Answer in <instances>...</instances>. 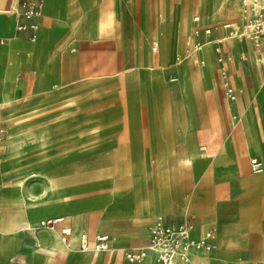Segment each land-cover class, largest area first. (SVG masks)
<instances>
[{
    "label": "crops",
    "instance_id": "crops-1",
    "mask_svg": "<svg viewBox=\"0 0 264 264\" xmlns=\"http://www.w3.org/2000/svg\"><path fill=\"white\" fill-rule=\"evenodd\" d=\"M158 1L46 0L36 41L30 39V31H16L20 0H9L8 8L0 9V86L12 84L20 91L12 105L2 103L0 97V122L12 133L19 132L46 122L56 110L55 115L64 114L76 104L91 107L114 100V109L87 114L86 118L98 122L88 120L86 133L102 137L99 147L104 155L93 165H100L102 172L105 165L120 167L117 174L124 177L132 197L131 227L120 229H97L92 224L93 231L81 229L88 224L84 217L72 212L69 219L59 203L44 208L29 201L25 209L13 210L6 200L17 195L16 180L5 186L3 179L15 169L9 159H0V264L96 263L94 255L77 247L78 241L68 254L54 249V232L41 233L37 228L45 212L53 214L45 218L64 216V223L77 236L81 232L115 235V247L99 264H160L153 252L141 262H130L125 256L126 248L148 242L149 222L157 215L166 221L193 223L195 237L215 228L217 247L193 252L207 256L202 264H264V170L255 173L250 168L251 157L264 161V156L251 148V130L243 121L258 116L264 127V48L228 37L219 61L212 40L227 34L221 28L210 37L202 35L210 40L202 50L177 61L176 51L185 48L177 44L187 36L194 38L196 22L187 23L183 10L175 17L173 9L168 55L154 62L151 55L156 58L161 50L160 41L159 52L152 49L155 36L150 42ZM214 18L241 27L237 22L242 18L214 16L206 23ZM96 23L104 26L101 34L94 33ZM141 37L151 49L139 46ZM223 69L238 92L236 99L226 94ZM44 86L50 91H44ZM12 117L14 125H10ZM170 165L172 170L165 168ZM36 187L35 182L29 191ZM139 194H145L146 207L136 205L142 198ZM23 213L35 227H10L11 214Z\"/></svg>",
    "mask_w": 264,
    "mask_h": 264
},
{
    "label": "rangeland",
    "instance_id": "rangeland-1",
    "mask_svg": "<svg viewBox=\"0 0 264 264\" xmlns=\"http://www.w3.org/2000/svg\"><path fill=\"white\" fill-rule=\"evenodd\" d=\"M245 8L248 10L245 11ZM173 9L175 17H177L178 13L183 10L187 17L184 18V20L187 21V23L189 21L193 23V16L195 14H201L203 23L210 21V19L214 16L236 21L239 19L241 20L242 18V22L244 23L245 14L250 11V4H245V0L158 1L155 10V32L150 38V42L154 36L163 44L165 41L167 44V51L164 52V49L161 47V50L156 58L152 57L151 52L150 55L151 58L154 59V62L161 61L168 55L170 49V31L168 27L171 22ZM242 22L237 23L242 27ZM194 25L196 24L194 23ZM191 37L192 36H187L182 42L177 44L179 47L182 45L185 47L184 51L186 53L184 57H188L189 52L186 51V40L192 39ZM139 46L143 47L144 49L149 46L151 49L150 43L148 44L144 37L139 39ZM182 60L183 59L180 61ZM36 62L40 63L39 65L42 64L39 58H36ZM199 64L203 65L201 60L199 61ZM150 66L155 67V63H150ZM9 90L15 91L16 100L14 103H12L15 104L19 99L20 91L19 88L13 87L12 84L0 86V97L2 99L3 93ZM43 90L50 91V87L44 86ZM114 102L115 101L112 100L106 104L96 103L92 104L91 107H84L82 104H78V106L76 104L74 106V110L69 109L68 111H64V114L60 112L55 115V112L57 111L56 110L54 111V116L52 118L48 119L42 124L34 125L33 129L36 132H39V130L44 127H48V129H50L51 138L49 140L45 158H41L39 156V148L35 143L37 142V138H29L26 136H23V142L26 146L24 152L26 153L22 154V156L19 158V161L5 156L4 152L2 151V145L6 151V142L8 141L9 136H17V134L14 133L17 132V129L12 133V131L7 129L5 123L0 122V129H5V132H0V154H2L0 159H9L10 168L15 169L11 173V176L7 174L4 177L3 184L5 186H12L15 183L13 178L16 180L19 174H25L27 171H31L36 166H44L43 168L45 173L39 174L37 176L38 179L33 178L26 182L28 191L27 197L29 198V201L32 203L35 202L37 205L43 206L44 208H48L54 203H59L64 207V210L69 212L68 214L66 213V216H68L69 219H71L72 212H78L84 217L86 223L96 226L97 229H109L103 228L106 226H113L119 229L131 227V213L128 207L129 204H131L132 197L130 196L128 189H126V184H123L124 182L122 178L124 177H121L120 173L117 174V169L120 167L116 166L115 164L105 165L102 167V172L100 165H93V163H97L98 160L104 155V151L102 155L99 147L102 137L100 138L98 133H86V125H89L88 120H91L90 123L98 122V118H86L87 114L97 112L101 109H114ZM246 119H249V121H246ZM14 121L16 120L14 117H12L10 120V125H14ZM243 121L244 125L250 128L251 137L259 142V148L255 150L261 152L264 156V127L262 121L258 116H251L249 118L244 117ZM16 124L20 123L16 122ZM107 152H109V150ZM14 162L17 163L13 164ZM113 162L114 160H112V163ZM165 168L172 170L171 165L166 166ZM101 172L103 176L99 175ZM35 182L37 187L33 189L32 192H30L29 186ZM170 186L176 185L174 182H171ZM6 202L13 210H18V208H20L15 204V202L9 200H6ZM13 210L11 213H14ZM11 215L12 218L10 227H15L18 224L24 223L25 220L23 219L22 214L20 216H18V214ZM51 215L53 214H46L42 218L45 220V217ZM158 216L159 215H157V217ZM75 218L77 217L75 216ZM154 219L149 222L150 225L153 223ZM24 232L26 234L30 233L28 230L27 232L24 230ZM145 243L146 242L140 245ZM86 254H92L95 256L94 251H86Z\"/></svg>",
    "mask_w": 264,
    "mask_h": 264
},
{
    "label": "built area",
    "instance_id": "built-area-1",
    "mask_svg": "<svg viewBox=\"0 0 264 264\" xmlns=\"http://www.w3.org/2000/svg\"><path fill=\"white\" fill-rule=\"evenodd\" d=\"M46 0H20L17 9L19 19L16 23V31H30V39L36 41L39 35L40 21L44 14ZM249 2V3H248ZM245 4H250V11L245 14L242 27H235L232 22L221 21L214 18L211 22L201 24L202 17L196 14L193 20L194 38L186 41V49L196 48L202 50L209 39H203L202 35L211 36L215 30L227 29L225 36L216 37L212 40L214 49L218 53V60L222 61V43L228 37L250 40L256 47L264 48V1L253 3L245 0ZM248 9L245 8V11ZM152 49L159 52L160 44L158 39L152 42ZM185 51L177 50L175 58L180 61L185 56ZM204 62V60H201ZM223 82L226 94L230 99H236L238 92L228 79L226 69L222 70ZM176 79V77H172ZM250 168L252 172L259 173L264 170V161L258 156L250 158ZM64 216L49 217L42 220L41 226L50 230L59 228V237L72 247L73 228L64 223ZM59 223L61 224L58 227ZM194 224L184 221H166L163 215H159L149 227L148 242L139 247H129L125 249V256L130 262H141L151 252L156 256L160 264H192V253L196 250L212 251L217 247L214 241L215 228L212 227L201 236L195 237L192 234ZM37 240V245H40ZM116 237L112 233L97 232L91 236L88 232H81L78 235L77 247L81 250L94 248L96 250H109L115 247Z\"/></svg>",
    "mask_w": 264,
    "mask_h": 264
},
{
    "label": "bare ground",
    "instance_id": "bare-ground-1",
    "mask_svg": "<svg viewBox=\"0 0 264 264\" xmlns=\"http://www.w3.org/2000/svg\"><path fill=\"white\" fill-rule=\"evenodd\" d=\"M253 3H261L262 0H251ZM62 16V15H61ZM9 17V16H8ZM67 24V23H65ZM60 26V25H59ZM67 26V25H63ZM69 26V25H68ZM61 27V26H60ZM95 34H101L103 32L104 26L101 24L96 23L95 24ZM62 28V29H63ZM67 28V27H65ZM77 30V29H76ZM157 34V33H156ZM51 40V38H50ZM161 43V41H160ZM161 46L164 49V52L167 51V44L164 41V44L161 43ZM205 47V46H204ZM187 51V50H186ZM191 51V52H190ZM200 50L196 49V48H190L188 49L187 52L188 56L198 52ZM264 55V54H263ZM257 57V56H256ZM10 60V59H9ZM203 63V62H202ZM209 65V64H208ZM210 67V66H209ZM211 69V68H210ZM206 70V69H205ZM206 74V72H205ZM202 75V74H201ZM210 77V74H208ZM207 77V76H206ZM206 82V81H204ZM56 83V82H55ZM55 85V84H54ZM10 87V86H9ZM74 96L71 97L69 99L70 103H74ZM16 100V95H15V91L14 90H9L3 93V98H2V103L4 104H12L14 103V101ZM249 121V119H246V121ZM249 123V122H248ZM22 124V123H21ZM250 126V125H249ZM17 136H9L8 141L6 142V148L7 150L4 151L5 156H7L8 158H14L16 160L19 161V158L22 156L25 150V144L23 142V136L32 138L35 137L37 138V142H35L39 148V156L41 158H45L46 157V152L48 149V145H49V140L51 138V132L50 129H48V127H44L42 129L39 130V132H36L33 128H27V129H23L19 132L16 133ZM249 140V139H248ZM250 146L252 149H258L259 148V142L257 140H255L254 138H250ZM263 142V141H262ZM208 152V151H207ZM29 153V152H28ZM50 153V152H49ZM39 157V158H40ZM5 159V158H4ZM38 159V158H37ZM106 159V158H105ZM6 160V159H5ZM30 160V159H28ZM17 161V162H18ZM22 161V160H21ZM176 161V159L174 160ZM17 162H14L13 164H16ZM44 166H36L34 167L31 171H27V173L25 174H19L17 176L16 179V186L15 189L18 192L16 196H10V198L8 199L9 201L15 202V204L21 208H26L30 202H29V198L27 197V194L24 191V185L26 184V180H28V178H35L37 177L39 174L41 173H45V170L43 168ZM27 168V167H26ZM32 168V167H31ZM27 170V169H26ZM115 170V169H114ZM122 170V169H121ZM121 172V171H120ZM124 172V170H123ZM122 172V174H123ZM120 177V176H119ZM260 177V176H259ZM249 178V177H248ZM249 180V179H248ZM249 182V181H248ZM221 185V184H220ZM264 186V185H263ZM224 188V187H223ZM149 189V188H148ZM160 190V189H159ZM127 192V191H126ZM141 196V194H139ZM141 199H138L137 202V206H139V208L142 207H146V197L145 194L144 196H141ZM52 198V197H51ZM152 200V199H151ZM130 201V200H129ZM150 201V200H149ZM66 206V205H65ZM63 207V206H62ZM150 208V207H149ZM45 211V210H44ZM46 215V212L44 213ZM101 214V213H100ZM38 215V214H37ZM23 219L25 220L23 225H26L27 227H34L33 225V221L30 218V216L26 213L22 214ZM101 216V215H100ZM36 217V216H35ZM21 222V221H20ZM42 221L39 222V225L37 226L43 233V231L48 230L49 228L47 227H42L41 223ZM85 229H87L88 231H93L95 228L91 225V224H87L85 227ZM52 231L54 232V245L53 248L56 249L60 254H66L68 252H70V250H72L73 246L76 245L77 241H78V236L77 235H73V239H72V247H69L67 244H65L64 242H62V240L59 237L58 231L56 229H52ZM41 236V234H40ZM43 236V235H42ZM39 237V236H38ZM76 247V246H75ZM86 251H94L95 252V258H96V264H99L98 262L101 261V259H103V257L105 256V254H110V251L107 250H96L94 248L88 249ZM118 252V251H116ZM201 259V262H199ZM207 256L205 255H200L198 253H192V264H202V261L206 260ZM206 262V261H205ZM206 264V263H205Z\"/></svg>",
    "mask_w": 264,
    "mask_h": 264
},
{
    "label": "water",
    "instance_id": "water-1",
    "mask_svg": "<svg viewBox=\"0 0 264 264\" xmlns=\"http://www.w3.org/2000/svg\"><path fill=\"white\" fill-rule=\"evenodd\" d=\"M8 1L9 0H0V9H7L8 8Z\"/></svg>",
    "mask_w": 264,
    "mask_h": 264
}]
</instances>
